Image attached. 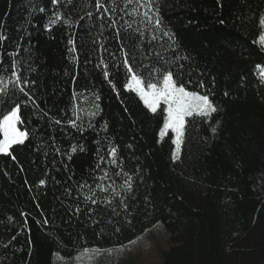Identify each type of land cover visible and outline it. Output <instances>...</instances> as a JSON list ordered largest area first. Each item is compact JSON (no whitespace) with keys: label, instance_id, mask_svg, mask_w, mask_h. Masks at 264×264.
Returning a JSON list of instances; mask_svg holds the SVG:
<instances>
[{"label":"trees","instance_id":"16d2710c","mask_svg":"<svg viewBox=\"0 0 264 264\" xmlns=\"http://www.w3.org/2000/svg\"><path fill=\"white\" fill-rule=\"evenodd\" d=\"M159 4L175 52L160 32L137 38L143 18L124 15L122 5L111 13L115 24L102 27L109 22L96 18L92 0H0V76L7 81L16 61L34 82L32 99L15 84L0 95V118L18 104L29 132L11 155L0 154V264H74L83 252H114L157 225L172 243L160 264H264V81L257 68L264 66V0ZM57 12L70 23L46 31ZM121 48L135 71L168 68L216 106L208 118H189L178 159L172 132L160 136L163 113L125 89ZM112 147L131 188L122 174L103 192L94 170ZM85 181L95 204L85 199Z\"/></svg>","mask_w":264,"mask_h":264},{"label":"snow or ice","instance_id":"6c2138e0","mask_svg":"<svg viewBox=\"0 0 264 264\" xmlns=\"http://www.w3.org/2000/svg\"><path fill=\"white\" fill-rule=\"evenodd\" d=\"M51 2L55 6L59 3V0H51ZM92 3L96 10V18L101 21L107 19L109 22L108 25H102V27H108L109 25L115 24L111 13L120 10L122 5L124 15L143 18L142 23L145 27L143 30L136 29L138 33L137 38L143 36L144 32L148 30H151L153 33L160 32L162 34L161 38L167 37L172 41V44L169 45V47L172 48L174 52L176 51V48L174 47L176 44L174 34L165 30L163 27L159 0H92ZM41 11L43 10L41 9ZM86 15L91 18L93 13L89 11ZM61 20H63L65 24L70 23L68 18L63 17L57 12L55 13V18L50 20L49 24L45 25V30L50 31L51 26ZM221 23H223V21H221ZM258 24L264 29V16L259 18ZM128 27L131 28V24H129ZM117 36H120V32H117ZM5 38L4 35L0 34V41H3ZM152 39H157L155 34H153ZM258 42L261 45H264V34L259 35ZM69 44L74 45V41L69 40ZM75 50L74 46L70 49V51ZM121 52L123 53L122 63L126 69L128 77L124 85L125 89L135 93L151 113L155 114L158 110L163 113L164 120L163 127L160 130V136L164 137L169 131L175 134V139L172 140V143L176 145V152L173 153V158L178 159V153L180 151L189 118H208L212 113L217 111L216 106L210 100L209 95L190 90L184 83L179 82L174 72L168 68H151L147 73L144 71H135L127 49L121 48ZM175 58L179 59L180 57ZM101 64H104L105 70L103 75L107 79L109 77L107 64H105L103 60L101 61ZM140 67H143V65H140ZM257 68L261 69L259 78L264 80V66L257 65ZM32 83L34 82L22 76L21 72L17 69L16 61H13L9 79L5 81L4 77L0 76V95L6 94L7 84H15L20 92L25 96H28L29 99H32L31 93L28 91V88ZM112 87L115 90V84H113ZM200 87H203L202 82ZM96 99L98 100L99 97L97 96ZM73 100H76L75 93L73 95ZM93 107L98 109L99 105L94 104ZM19 111L20 105L17 104L12 107L7 114L0 118V154L11 155L10 149L14 145L23 144L29 136V132L21 127L24 122L19 115ZM95 114V112L91 113L93 116ZM79 119L80 116L76 115V119L70 120L68 123L73 128H77L76 121ZM55 123L59 125L62 124L63 121L57 119L55 120ZM106 127L107 125H105V128ZM212 131L215 132L216 129L213 128ZM72 151H76V146L72 147ZM12 158L15 159L14 156ZM105 162L114 166L118 170L110 172L107 167L102 168L101 165ZM121 163L122 162H118L116 159V148L114 147L109 149L107 161L104 156H100L96 169L94 170L102 173L101 175L94 177V180L98 181V183H96V188L100 191L107 192L112 188V185L115 184V177H119L122 174L128 176L127 173L123 172ZM105 180H110L111 183H103ZM130 181L131 176H128L125 183L128 185L129 189L131 188ZM44 183V180L39 181L40 185H43ZM80 187L89 188L90 195L86 196L85 199L91 200V202L95 204L96 200L93 199L95 191L92 190V186L85 181ZM112 191L113 195L118 194L114 188ZM44 223L47 224V220H45ZM85 251H87V249H85Z\"/></svg>","mask_w":264,"mask_h":264},{"label":"rangeland","instance_id":"374dc122","mask_svg":"<svg viewBox=\"0 0 264 264\" xmlns=\"http://www.w3.org/2000/svg\"><path fill=\"white\" fill-rule=\"evenodd\" d=\"M262 34H264V29ZM172 134L175 139V134ZM180 151L178 156L180 155ZM175 152L176 145L174 144ZM169 239V231L161 225H157L131 244L117 248L114 252L111 250L83 252L76 257L74 264H96L99 259H104L106 262L118 260L120 264H160L161 254L167 252L172 247ZM53 259L55 264L56 258Z\"/></svg>","mask_w":264,"mask_h":264}]
</instances>
